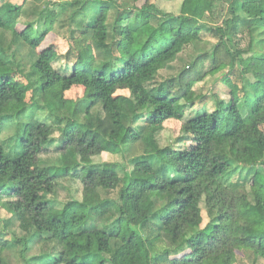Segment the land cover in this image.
<instances>
[{
  "label": "trees",
  "instance_id": "trees-1",
  "mask_svg": "<svg viewBox=\"0 0 264 264\" xmlns=\"http://www.w3.org/2000/svg\"><path fill=\"white\" fill-rule=\"evenodd\" d=\"M139 1H48L32 23L38 27L19 32L22 7L1 0L0 32H12L34 58L24 72L0 47V207L11 216L2 221L0 238L16 220L26 233L24 249H44L29 264H235L243 251L264 259V230L251 229L240 214L251 208L264 221V55L234 42L264 29V0H167L179 1L176 14ZM223 4L221 24H208ZM60 22L76 54L62 71L54 56L38 52ZM204 32L217 39L212 50L196 55L166 85L149 87ZM205 63L209 75L224 72L229 98L214 96L212 109L199 108L187 119L195 88L208 76ZM75 86L84 88L82 99L65 113V93ZM40 111L54 121L37 118ZM171 120L183 123V134L178 148L165 149L158 136ZM8 125L15 132L5 145ZM57 134L59 159L48 162L43 158ZM138 143L144 151L130 162L152 169L150 175L93 162ZM65 178L83 184L82 201L68 202L69 210L48 198ZM110 192L116 198L102 196ZM72 204L86 211L80 225Z\"/></svg>",
  "mask_w": 264,
  "mask_h": 264
},
{
  "label": "rangeland",
  "instance_id": "rangeland-1",
  "mask_svg": "<svg viewBox=\"0 0 264 264\" xmlns=\"http://www.w3.org/2000/svg\"><path fill=\"white\" fill-rule=\"evenodd\" d=\"M15 6H21V15L18 18L17 30L19 32L28 31L33 32L34 27H38L36 23L37 17L40 14L41 10L45 7L48 1L55 2L56 0H5ZM68 1V0H62ZM120 3L128 6L131 0H118ZM151 3L157 5L160 9L166 12L178 13L179 11V1H167V0H150ZM146 3V0H141L137 4V6H143ZM1 5V0H0ZM227 9V4H223L218 7V9L214 12V16L208 17L205 21L208 24H221L223 15L225 14ZM70 9H67L62 16L65 20L69 16ZM31 24V25H30ZM32 26V27H30ZM75 36H79L77 30L75 29ZM13 34L10 31L0 32V47L7 50L9 54H13L17 60H20L22 63V69L24 72L30 71V58L34 55L30 53L29 49L23 47L21 42L13 41ZM234 42L236 47L242 50L251 49L254 54H263L264 55V29H253L248 33L241 34L235 37ZM217 43V39H215L212 35L204 32L202 35V41L188 46L185 48L183 53L172 63H170L167 67H165L162 71L159 72L156 79L149 84V87H158L160 85H166L168 80H171L178 73L186 67L190 61H192L196 55H199L203 52H210L214 45ZM72 48V40L70 37L69 28L66 24L58 23L55 26L54 31L50 33L42 46L38 50V52L46 51L50 55L55 57L54 66L57 70L62 71L65 67H70L74 61L76 54L71 52ZM69 52L68 57L67 54ZM95 56L99 59H103L102 51L95 50L93 51ZM210 63H205L202 68L203 72H207V77L204 82L198 84L196 86V94L197 97L194 100L193 106L194 110L189 112L186 115V118L189 119L194 116L195 110L199 108H207L212 109L213 107V98L214 96L223 98L227 100L229 98V89L225 83L222 82V75L224 72L211 74L209 75ZM238 72V69H235L232 74ZM25 80V79H24ZM23 80V81H24ZM257 87V86H256ZM259 91H262V87L258 86ZM84 93V88L82 86H75L71 90L65 93L66 99L69 101L67 105L68 112L70 107H73L70 102H78L82 99ZM202 96V97H201ZM30 97V95H29ZM201 97V99H200ZM37 114V118L47 122L48 124L52 123L54 119L50 118V114L48 111H40ZM182 122L178 121H168L164 125V130L158 136V142L161 147H166L165 149L172 147L178 148L179 146L176 144L178 138L183 134L182 132ZM15 132L14 125H8L3 133V141L5 145L11 144L10 138L13 137ZM55 143L50 146V151L45 157L44 160L48 162H57L59 157L55 153V148L58 144L57 140L59 135H55ZM123 135L119 136V139L122 140ZM168 146V147H167ZM180 149V148H179ZM177 149V152L180 154L183 153L182 150ZM131 149H129L130 151ZM126 154L120 155H112V154H102L101 156L95 157L93 162L95 164H113L114 167L119 171H123V167L125 166V170L127 172L137 175V176H146L153 173L152 169L146 166H138L136 169L132 166L130 160L134 157L140 156L144 147L142 143H138L134 145V148ZM103 197H112L116 198V192L110 193H102ZM238 198L241 197V191L237 192ZM55 202L56 207H64L68 208L66 205L68 202L77 201L81 202L83 199V184L80 180H71L70 178H65L60 180V186L58 187L56 193L48 197ZM240 204V200H238ZM71 211H69L75 222L80 225L83 223L86 215L85 209L81 208L77 204L70 205ZM69 210V208H68ZM249 208L247 210L240 209V214L242 220L253 230L263 231L264 230V221L260 219L256 212ZM112 215H114L113 211H110L105 217L101 219L103 223H109ZM11 216L0 207V231L3 229L2 221L10 218ZM204 218H206V214L204 213ZM12 225L5 229V235L3 238H0V248H2L3 252L1 254L0 264H29L31 257L39 256L43 252V248L41 244L30 245L29 250L24 249L23 239L26 237V233L22 231L19 227V224L16 220H12ZM206 222V221H205ZM235 264H264V259L257 258L253 252L251 251H243L238 253V260Z\"/></svg>",
  "mask_w": 264,
  "mask_h": 264
}]
</instances>
